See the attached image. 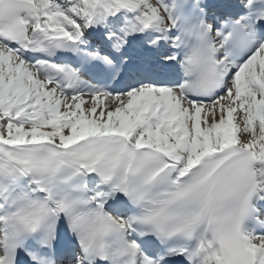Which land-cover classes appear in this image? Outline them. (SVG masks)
<instances>
[{"label":"snow or ice","instance_id":"1","mask_svg":"<svg viewBox=\"0 0 264 264\" xmlns=\"http://www.w3.org/2000/svg\"><path fill=\"white\" fill-rule=\"evenodd\" d=\"M0 264H264V0H0Z\"/></svg>","mask_w":264,"mask_h":264}]
</instances>
